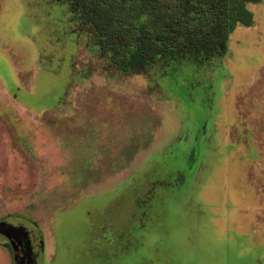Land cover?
<instances>
[{"label":"rangeland","instance_id":"obj_1","mask_svg":"<svg viewBox=\"0 0 264 264\" xmlns=\"http://www.w3.org/2000/svg\"><path fill=\"white\" fill-rule=\"evenodd\" d=\"M246 7L211 60L120 69L64 2L0 0V264L17 229L21 264H264V0Z\"/></svg>","mask_w":264,"mask_h":264},{"label":"trees","instance_id":"obj_2","mask_svg":"<svg viewBox=\"0 0 264 264\" xmlns=\"http://www.w3.org/2000/svg\"><path fill=\"white\" fill-rule=\"evenodd\" d=\"M259 1L60 0L93 29L97 51L120 69L160 60L171 66L182 57L211 60L236 24H252L246 4Z\"/></svg>","mask_w":264,"mask_h":264},{"label":"flooded vegetation","instance_id":"obj_3","mask_svg":"<svg viewBox=\"0 0 264 264\" xmlns=\"http://www.w3.org/2000/svg\"><path fill=\"white\" fill-rule=\"evenodd\" d=\"M8 237L9 238H7L6 241L12 250L14 264H21L20 258L22 257H31V254L27 252V249H29L27 247L29 243L25 232L17 229L16 231L12 232V234L10 233Z\"/></svg>","mask_w":264,"mask_h":264}]
</instances>
